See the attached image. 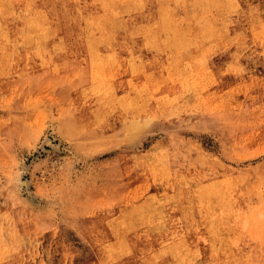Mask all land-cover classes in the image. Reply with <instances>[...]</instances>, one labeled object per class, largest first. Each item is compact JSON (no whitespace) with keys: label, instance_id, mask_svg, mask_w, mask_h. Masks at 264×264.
<instances>
[{"label":"rangeland","instance_id":"obj_1","mask_svg":"<svg viewBox=\"0 0 264 264\" xmlns=\"http://www.w3.org/2000/svg\"><path fill=\"white\" fill-rule=\"evenodd\" d=\"M159 1L0 0V264H264V0Z\"/></svg>","mask_w":264,"mask_h":264},{"label":"bare ground","instance_id":"obj_2","mask_svg":"<svg viewBox=\"0 0 264 264\" xmlns=\"http://www.w3.org/2000/svg\"><path fill=\"white\" fill-rule=\"evenodd\" d=\"M179 2H184L185 0H177ZM103 2V1H102ZM134 2V0H133ZM106 3V2H105ZM209 3V2H208ZM214 3V2H213ZM217 2H215L216 4ZM210 4V3H209ZM212 4V3H211ZM104 5V4H103ZM210 6V5H209ZM212 6V5H211ZM215 6V5H214ZM104 7H107V4L104 6ZM123 7V6H122ZM142 8V7H141ZM148 9L149 11L151 12L152 14V17L153 19L155 20L156 22V28H154V31L157 30V31H160V32H163L165 33V35H167L169 32V26L170 24H172V19H171V15H170V11H169V8L167 5H164L163 3H161L159 0H150V3H149V6H148ZM126 11V10H125ZM124 11V12H125ZM135 11V10H134ZM129 12V11H128ZM130 13V12H129ZM127 14V13H126ZM135 17V16H134ZM126 19V18H125ZM147 20V19H146ZM89 21V20H88ZM174 21V19H173ZM92 22V21H91ZM149 23V22H148ZM86 24H89V23H86ZM151 24V23H149ZM176 25V24H175ZM150 26V25H149ZM86 27V25H85ZM88 28V27H87ZM151 28V27H150ZM175 28V27H174ZM86 30V29H85ZM175 30H177L175 28ZM174 30V32H176ZM173 31V30H172ZM174 32H171V33H174ZM175 34V33H174ZM154 35V33L152 34ZM146 36V35H145ZM168 36V35H167ZM49 141V140H48ZM51 143V141H49ZM49 142L47 143L49 145ZM50 146V145H49ZM39 155V153H38ZM36 158V156H35ZM31 162V161H30ZM30 162L28 163V165L30 164ZM24 180V179H23ZM25 181V180H24ZM26 182V181H25ZM25 187H26V183L24 184ZM26 189V188H25ZM231 208V207H230ZM224 210V209H223ZM233 210V209H232ZM233 213V212H232ZM182 247V246H181ZM169 249V248H168ZM175 250V249H174ZM173 253V252H172ZM169 255V254H168ZM182 256V255H180ZM179 256V257H180ZM168 257V256H167ZM195 258V257H194ZM180 260V259H179ZM188 260V259H187ZM190 260V259H189Z\"/></svg>","mask_w":264,"mask_h":264}]
</instances>
